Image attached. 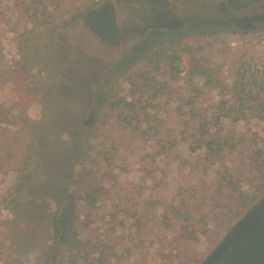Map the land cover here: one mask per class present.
Wrapping results in <instances>:
<instances>
[{"label": "rangeland", "instance_id": "obj_1", "mask_svg": "<svg viewBox=\"0 0 264 264\" xmlns=\"http://www.w3.org/2000/svg\"><path fill=\"white\" fill-rule=\"evenodd\" d=\"M36 1L0 0V264H67L70 226L67 221L64 237L55 241L51 225L54 189L63 182L69 170L72 143L79 137L82 139L90 126L89 121L86 123V119L81 118L95 105L96 84L105 80L107 72L113 70L114 64L134 44L141 42L147 48L157 43L159 40H146L149 32H164L180 24L196 23V27L185 34L194 32L193 42L222 70L227 84L223 90L205 85L200 78L191 84L183 71L179 75V86L185 97L191 99L180 110L175 103L166 104L162 114L166 119L164 135H170L171 140H179L184 125L192 128L196 119L212 118L217 113V104L228 98L229 86L242 63L249 62L264 71V0H112L118 34L115 43L105 45L82 21L57 29L55 44L61 49V62L67 67L65 73L73 77L76 70L85 78L77 93L71 96L67 83H62L59 91L62 102L47 120L40 89L42 82H33L22 70L18 32L24 26L31 27L29 16L35 7L46 10V6L50 9L53 5L57 21H60L75 15L76 7L83 0H67L68 3L66 0H58L59 3L41 0L40 4ZM86 1L92 3V0ZM26 34L29 36L31 32ZM175 34L180 35L178 30ZM117 79L118 90L127 95L128 85L124 80L116 77L111 82ZM217 124L223 134L230 132L234 136L235 131L237 138L240 135L252 140L254 148L264 147L263 120L233 123L222 119ZM37 127L45 134L41 151L33 146ZM138 132L130 134L117 127L114 129L112 135L122 145L121 152L125 155V162L121 163L120 159L118 162L131 167V173L124 175V179L152 186V180L142 176L138 163L143 155L154 153L158 145L144 140ZM203 154V150L192 152L188 143H181L159 159L164 181L159 220L168 215L173 223V207L180 206L181 201L193 194L202 198L200 182L212 181L217 170L229 167L237 176H255L252 163L244 162L241 154L229 152L224 164L207 169L208 161ZM189 162H196V167L192 169ZM76 176L70 184L72 191ZM258 184L255 180L248 187L249 193ZM151 191L147 188L143 198L149 199ZM15 198L21 201L24 211ZM222 203L225 200L212 207L208 199L203 205L200 216L205 224L198 229V240L188 247L177 245L173 240L174 231L165 226L156 228L158 233L152 231L141 239L131 240L121 227L111 229L113 221L108 207L102 209L108 214L106 219L94 226L100 235L111 233L109 244L114 241L124 246L123 251L112 249L116 251L112 259L115 264H264V193L248 209L236 205L230 208ZM13 220L18 222L19 228H26L33 238L16 236Z\"/></svg>", "mask_w": 264, "mask_h": 264}, {"label": "trees", "instance_id": "obj_2", "mask_svg": "<svg viewBox=\"0 0 264 264\" xmlns=\"http://www.w3.org/2000/svg\"><path fill=\"white\" fill-rule=\"evenodd\" d=\"M111 2L92 0L88 4L83 0L76 7L75 15L61 18L60 21H57L53 5L50 9L46 6V10L35 7L29 16L31 27L24 26L18 32L22 70L33 82H42L40 89L44 95V116L47 120L53 116L58 103L62 102L59 97L62 83H67L68 94L71 96L77 93L85 78V75L80 77L76 70L73 77L65 73L67 67L61 62V49L55 44L57 29L82 21L105 45H111L118 37ZM192 27H196V23L180 24L178 28L164 32H149L146 40H159L157 43L146 48L143 43L137 42L123 53L113 70L107 72L106 81L99 78L95 105L88 115L81 118L86 119V123L89 121L90 126L81 134L82 139L79 137L72 143L73 157L70 158L69 170L63 182L54 189L55 209L51 225L55 241L64 237L67 221L70 226L67 264H115L112 259L116 251L112 252V249L124 250L119 242L109 244L111 233L100 235L94 226L108 216L102 211L103 207L111 209V229L121 227L131 240L141 239L149 232H157L156 228L165 226L174 231L173 240L177 245L188 247L198 240V229L205 224L200 214L208 199L212 201V207L225 200L222 204L230 208L236 205L240 209H248L264 193V147L254 148L252 140H246L245 136L240 135L237 138L235 131V138L230 132L223 134L217 126L222 119L233 123L246 119L264 121V71L251 63L240 65L229 86L228 98L220 100L217 113L212 118L203 116L196 119L192 128L184 125L179 140H171L170 135H164L166 119L162 114L165 105L175 103L180 110L191 99L185 97L179 86V75L183 71L191 84L200 78L211 88L223 90L227 87L222 70L201 52V46L193 42L194 32L185 34ZM175 30L180 35H176ZM30 32L31 35L27 36L26 33ZM116 77L128 85L127 95H122L118 90V79L111 82ZM116 127L130 134L138 130L144 140L154 141L158 145L154 153L143 155L138 163L142 176L150 178L152 186L123 178L131 173V167L118 162L120 159L124 163L125 155L121 152L122 145L112 135ZM34 132L36 140L33 146L41 151L45 143L44 131L37 127ZM181 143H188L192 152L203 150V158L208 161L205 169L224 164L229 152L241 154L244 162L252 163L255 176H237L229 171V167L223 171L217 170V176L212 181L200 182L199 193L203 192L202 198L198 199L193 194L181 201L180 206L173 207V223L168 215L159 220L158 209L162 205L164 185L159 159L167 156ZM189 163L192 169L196 167V162ZM75 176V189L72 191L70 184ZM255 180L259 184L249 193L248 187ZM147 188L153 190L149 199L143 198ZM15 200L24 211L21 201L18 198ZM12 222L16 227V236L33 238L32 234L26 232V228L18 227L16 220Z\"/></svg>", "mask_w": 264, "mask_h": 264}]
</instances>
